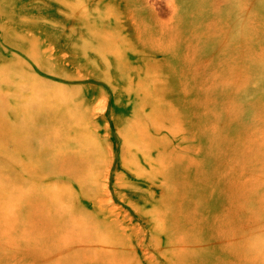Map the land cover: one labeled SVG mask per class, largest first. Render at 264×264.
I'll list each match as a JSON object with an SVG mask.
<instances>
[{
    "label": "rangeland",
    "instance_id": "1",
    "mask_svg": "<svg viewBox=\"0 0 264 264\" xmlns=\"http://www.w3.org/2000/svg\"><path fill=\"white\" fill-rule=\"evenodd\" d=\"M0 264H264V0H0Z\"/></svg>",
    "mask_w": 264,
    "mask_h": 264
}]
</instances>
